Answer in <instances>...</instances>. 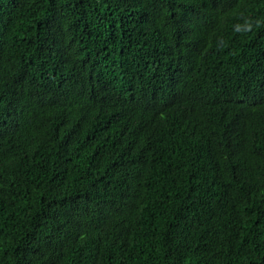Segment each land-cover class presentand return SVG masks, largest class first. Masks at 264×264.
Returning <instances> with one entry per match:
<instances>
[{"label": "trees", "instance_id": "obj_1", "mask_svg": "<svg viewBox=\"0 0 264 264\" xmlns=\"http://www.w3.org/2000/svg\"><path fill=\"white\" fill-rule=\"evenodd\" d=\"M0 264H264V0H0Z\"/></svg>", "mask_w": 264, "mask_h": 264}]
</instances>
